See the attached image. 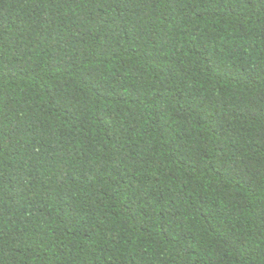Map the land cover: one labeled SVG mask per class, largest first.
<instances>
[{
	"label": "trees",
	"instance_id": "obj_1",
	"mask_svg": "<svg viewBox=\"0 0 264 264\" xmlns=\"http://www.w3.org/2000/svg\"><path fill=\"white\" fill-rule=\"evenodd\" d=\"M0 264H264V0H0Z\"/></svg>",
	"mask_w": 264,
	"mask_h": 264
}]
</instances>
